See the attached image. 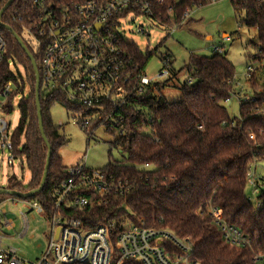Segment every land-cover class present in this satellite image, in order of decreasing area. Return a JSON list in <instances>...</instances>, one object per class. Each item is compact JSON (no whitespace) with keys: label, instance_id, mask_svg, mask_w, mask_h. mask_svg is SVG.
Segmentation results:
<instances>
[{"label":"trees","instance_id":"16d2710c","mask_svg":"<svg viewBox=\"0 0 264 264\" xmlns=\"http://www.w3.org/2000/svg\"><path fill=\"white\" fill-rule=\"evenodd\" d=\"M34 1L15 0L1 20L23 40L39 69L43 51L24 39L27 22L18 21V17L15 21L12 19L16 13L23 15L24 11L36 16ZM54 1L71 4L82 0ZM161 1L162 4L155 6L159 22L167 27L176 25L179 29L190 24L189 20L181 25L187 11L192 12L193 6H206L213 0ZM229 1L239 27L246 26L257 33L256 40L247 45L257 50L248 67L263 66L261 71L264 69V0ZM8 2L0 0V11ZM0 32L6 39V52L0 65V92L10 82L17 88L7 100L6 115L13 113L14 99L27 93L19 103L20 120L12 143L15 160H20L21 169L24 171L26 167L31 175L28 185L12 175L7 190L29 193L40 187L48 155V147L39 130L35 73L13 34L2 27ZM125 48L138 65L140 75L145 74L149 61L159 50L143 55L134 43H126ZM166 57L171 59L173 76L169 81H172L177 75L175 60L170 53H165L160 57L161 62ZM10 60L23 68L24 77L12 73ZM183 70L193 82L185 81L182 85V100L167 102L161 94L166 84L156 85L154 90L146 88L133 97L131 107L124 114L125 122L121 125L124 136L110 144L111 150L121 148L125 157L121 162L110 161L102 170L126 181L132 188L130 193L120 198L91 196L94 206L70 215L90 222L87 227L93 229L131 210L135 224L143 220L149 228L168 229L179 238L190 239L193 259L201 264H251L256 254L264 253V189L261 188L258 195L259 210L246 192L252 166L264 161V88L252 80L254 97L248 103H240L239 116L232 119L224 103L235 94V68L226 54L214 52L210 58L191 54ZM40 96L44 133L51 147L44 190L28 200L0 195V204L6 199L38 202L49 216L53 195L67 175L60 155L66 139L62 128L53 122L51 109L61 105L70 117L74 109L60 92L45 95L40 91ZM84 132L89 143L94 132ZM257 182L264 187L263 180ZM210 207H217L222 219L250 240V247L233 250L226 245L221 231L201 214L200 210L206 213Z\"/></svg>","mask_w":264,"mask_h":264},{"label":"built area","instance_id":"2783aa9c","mask_svg":"<svg viewBox=\"0 0 264 264\" xmlns=\"http://www.w3.org/2000/svg\"><path fill=\"white\" fill-rule=\"evenodd\" d=\"M160 4L161 0H82L57 5L54 0H35L36 16L24 11L23 15L16 13L12 19L15 21L18 17V21L27 22L23 32L25 40L43 51L38 69L40 91L45 95L62 93L74 109L70 113L73 124L82 130L95 133L103 128L106 133L121 138L124 136L121 127L125 122L124 114L131 107L133 97L146 88L154 90L156 85L167 86L173 76L168 57L163 59V68L152 78L138 74V65L125 48L126 43H132L127 40L129 26L150 19L164 27L155 15V6ZM190 19L191 13L187 11L181 25ZM168 29L172 34L178 26ZM135 32L149 37L144 26L136 27ZM5 52L6 39L0 32V65ZM214 52L223 53L221 48H215ZM262 67L249 65L248 79ZM134 79L136 83L132 84ZM187 82L193 81L189 77ZM16 89L10 82L0 92V149L9 153L10 166L15 162L13 134L4 117L8 116L5 113L7 100ZM22 96L25 98L27 93ZM242 102L248 103L250 99H241ZM250 138L254 140L253 136ZM248 185L257 195L255 208L259 210L258 195L264 187L257 182L252 170ZM131 189L126 181L102 169L91 170L85 165L67 169L65 181L53 195L52 212L47 216L51 226L47 251L32 264H201L193 259L191 240L179 238L168 229L149 228L143 221L134 224L129 217L122 216L91 229L87 227L90 222L70 215L94 206L91 196L120 198L127 196ZM21 203L28 211L45 214L38 202ZM200 211L221 231L230 248L250 247V240L228 225L217 207L208 208L206 213ZM0 213L6 214L1 210ZM20 215L19 238H24L29 227L28 216L23 211ZM3 227L13 230L15 224L6 222L3 225L0 217V264H29L20 257L17 248L4 242ZM251 264H264V253L256 254Z\"/></svg>","mask_w":264,"mask_h":264},{"label":"rangeland","instance_id":"374dc122","mask_svg":"<svg viewBox=\"0 0 264 264\" xmlns=\"http://www.w3.org/2000/svg\"><path fill=\"white\" fill-rule=\"evenodd\" d=\"M182 1L175 0L176 3ZM191 9L190 24L183 25L184 27L175 30L172 34L167 26L163 27L148 19L145 22L129 26L127 40L137 45L143 55L159 49L158 52L154 53L145 71V76L149 78H152L163 68L161 55L170 53L174 58V70L177 75L161 92L169 103H177L182 100L181 85L188 79V73L183 69L189 64L191 54L210 58L213 56L215 48H221L235 68V94L231 96L229 102L224 103V106L232 119L237 118L240 100L245 98L251 100L254 97L251 81L254 80L257 86L264 88V69L254 74L253 79H248L249 60L256 55L257 50L247 45L256 40L257 33L253 29L249 30L246 26L239 27L229 0H213L206 6H193ZM139 26L147 28L149 37L136 34V27ZM224 35L229 36V39H225ZM13 61L10 60L12 73L15 76L24 77L23 68ZM21 100H23V96H17L13 102V113L4 117L10 124L12 134L19 124V103ZM51 116L53 122L62 128L66 139V145L62 148L60 155L63 165L67 169L85 165L88 169L99 170L105 168L112 160L121 162L124 159L125 155L122 154L121 148L111 150L110 147V144L118 140V135L106 133L103 128H100L94 133L93 140L88 143V135L80 127L73 124V118L68 115L63 106L54 105L51 109ZM146 134L149 133L146 132ZM8 158L9 153L0 149V189L8 188V181L12 175L22 180L24 185H28L31 180L30 172L26 167L24 171L21 169L20 160H15L14 166H10ZM251 169L257 180L264 181V161L256 163ZM246 192L251 203L255 205L257 195L253 189L248 186ZM0 210L6 213L5 216L0 213L3 225L6 222L15 224L13 230H8L6 227L2 228L5 236L4 242L17 248L20 257L29 264L41 259L47 251L51 233L47 215H41L35 210L28 211L23 207L21 201L13 202L11 199L2 202ZM21 211L27 214L29 223L28 232L24 238H19ZM127 213L129 216L122 215V217H129L130 221L134 223L132 219L134 213L131 210H128ZM141 221L143 220H139L138 223Z\"/></svg>","mask_w":264,"mask_h":264},{"label":"water","instance_id":"95a60500","mask_svg":"<svg viewBox=\"0 0 264 264\" xmlns=\"http://www.w3.org/2000/svg\"><path fill=\"white\" fill-rule=\"evenodd\" d=\"M14 1L15 0H9V2L6 3V5L1 9V11H0V27L5 28L7 31H9L13 34L14 38L16 39L18 44L20 45L21 49L24 51V53L27 55V57L29 58V60L32 63L34 73H35V79H36L35 104H36V108H37L39 130H40V133H41V136H42L44 142L46 143V145L48 147V155H47L46 166H45V170H44L43 177L41 180V184L37 190L31 191L29 193H20L17 191H9L7 189H0V195H8L11 197H16L19 199L28 200V199L34 198L36 195L40 194L44 190V187H45V184H46V181L48 178V172H49L50 161H51V147H50V145L47 141V138L45 136V133H44V125H43L42 109H41V96H40L41 85H40V75H39L37 63H36L34 57L32 56V54L30 53V51L28 50V48L26 47V45L24 44L23 40L18 35L14 34L9 27H7L6 25L1 23L2 16L9 9V7L14 3Z\"/></svg>","mask_w":264,"mask_h":264},{"label":"crops","instance_id":"0c3cea01","mask_svg":"<svg viewBox=\"0 0 264 264\" xmlns=\"http://www.w3.org/2000/svg\"><path fill=\"white\" fill-rule=\"evenodd\" d=\"M224 38H225V39H229V36L224 35Z\"/></svg>","mask_w":264,"mask_h":264}]
</instances>
